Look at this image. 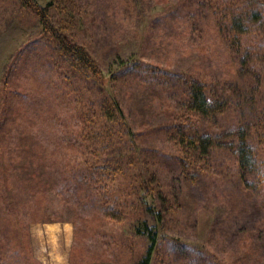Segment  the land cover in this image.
<instances>
[{
    "label": "rangeland",
    "instance_id": "obj_1",
    "mask_svg": "<svg viewBox=\"0 0 264 264\" xmlns=\"http://www.w3.org/2000/svg\"><path fill=\"white\" fill-rule=\"evenodd\" d=\"M52 1L0 0V259L137 264L147 224L160 233L152 264H264V189L241 179L231 131L264 111V57L240 64L202 0H74L80 17L65 34L96 59L100 81L55 50L34 9ZM194 80L219 106L191 116L217 136L204 154L168 116L186 109ZM106 97L124 110L105 156L119 166L107 182L122 220L87 206L88 181H72L82 197L61 183L92 158L74 135L77 109ZM66 222L71 234L47 225Z\"/></svg>",
    "mask_w": 264,
    "mask_h": 264
},
{
    "label": "trees",
    "instance_id": "obj_2",
    "mask_svg": "<svg viewBox=\"0 0 264 264\" xmlns=\"http://www.w3.org/2000/svg\"><path fill=\"white\" fill-rule=\"evenodd\" d=\"M23 1L26 2L27 6L32 3L31 0ZM202 1L207 4L217 25L222 28L218 31H223L231 44L235 42L238 45L236 52H241L240 64L245 63L246 60H253L254 62L251 64H254L261 56L264 57V0ZM52 8L64 13V17L59 19L58 24L52 21V15L49 13ZM34 9L43 28L56 41L55 50L65 59H68L73 67L94 76L100 81L105 80V74L103 71L101 72L96 59L88 49L83 44L70 39L67 33L65 34L67 30L74 27L72 25L80 17L75 1L55 0L47 6L36 4ZM189 89L186 109L183 112L168 110V116L171 121L170 124L178 130L180 142L187 148L199 150L201 154H204L212 146L216 147L219 144L217 143V136L208 131L201 132L199 128L191 124V116L209 115L212 109L219 107L218 101L215 102L206 93L204 85L200 81H192ZM75 115L79 125L77 124L78 130H75L74 135L80 138L84 149L92 158L75 166L76 169L68 173V176L61 183L63 186H71V193L69 194L76 192L82 197V190L74 186L72 181L74 179L80 182L88 181L90 191L86 190L84 193L90 197V204L87 206L95 208L98 205V208L107 218L122 220L124 211L118 202L119 198L110 196L107 182L114 180L113 176L117 174L119 166L117 162L111 161L105 156L111 153L115 126L121 127L123 125L120 123L124 118V110L116 98L106 97L101 100H87L82 107L77 109ZM117 121L119 123H116ZM252 123H255V132L253 130L254 125H250ZM231 131L234 132L233 136L236 139V162L241 179L248 182V176H251L252 180L257 179L259 185L264 189V111L259 118L239 120ZM254 135L256 139L253 142ZM144 194L147 192L145 191ZM152 204L151 208L156 212L157 206L155 203ZM158 213L159 211L156 212V214ZM138 230L147 235L150 244L137 264H152L153 254L160 238L158 227L157 225L150 227L145 224L144 228ZM10 256L6 261L0 259V264H15L13 260H20L21 258L17 253Z\"/></svg>",
    "mask_w": 264,
    "mask_h": 264
},
{
    "label": "crops",
    "instance_id": "obj_3",
    "mask_svg": "<svg viewBox=\"0 0 264 264\" xmlns=\"http://www.w3.org/2000/svg\"><path fill=\"white\" fill-rule=\"evenodd\" d=\"M47 225H50V226H48L49 228L54 227L55 229L63 231L64 234H68V232L71 234V224L68 222H66L64 224L56 223V224H47ZM39 229L42 230V229H44V227L39 226Z\"/></svg>",
    "mask_w": 264,
    "mask_h": 264
}]
</instances>
